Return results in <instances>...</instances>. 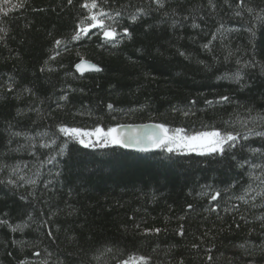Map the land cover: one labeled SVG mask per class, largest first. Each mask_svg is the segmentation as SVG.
Instances as JSON below:
<instances>
[{"label":"trees","instance_id":"16d2710c","mask_svg":"<svg viewBox=\"0 0 264 264\" xmlns=\"http://www.w3.org/2000/svg\"><path fill=\"white\" fill-rule=\"evenodd\" d=\"M21 2L0 13V264H264V0H96L111 42L71 39L86 0ZM146 123L248 139L169 154L58 131Z\"/></svg>","mask_w":264,"mask_h":264},{"label":"snow or ice","instance_id":"6c2138e0","mask_svg":"<svg viewBox=\"0 0 264 264\" xmlns=\"http://www.w3.org/2000/svg\"><path fill=\"white\" fill-rule=\"evenodd\" d=\"M73 0H68L69 4H72ZM157 4H160V0H155ZM244 0H240L243 4ZM24 6L23 2L19 4H14L13 0H0V13L4 17L9 16L11 12L17 8H22ZM162 7L163 5L160 4ZM82 8L86 9L88 15L81 19L76 25V31L72 35L71 39L74 41H79L87 36L92 29H97V34L101 35L105 42H111L116 40L117 36L120 35L116 31V28L111 24H107L105 21L114 20V17L106 12L102 7H99L96 0H91V2H86L81 5ZM249 12L252 10L249 9ZM119 15V13H117ZM239 15V13H237ZM136 16L132 17V21L135 22ZM198 25L193 24V27ZM2 30V29H0ZM123 35L130 38V33L128 29H124ZM215 38V37H213ZM63 41L56 40L55 45L57 47L61 46ZM207 47V45H205ZM59 55V53H57ZM183 55V53H181ZM52 56L51 59H55ZM77 71L83 75L86 70H93L95 72L102 71L101 68L95 65H86L83 61L76 65ZM43 71V69H42ZM241 77L239 74L236 75V79L239 80ZM8 91H12V86L9 84L7 86ZM66 99V97H65ZM221 100H228V97H221ZM207 103H212L208 101ZM109 109L112 105L108 106ZM187 115V113H185ZM121 128L123 126H120ZM58 131L63 134L66 138L72 139L78 142L84 148H108V147H119V148H134L137 151L147 152L153 149H159L169 154H181V153H195L197 155H212L218 154L223 156L226 149L235 148L237 142L240 139H248L247 135L241 136L238 132H222L221 130H211L203 131L196 135H183V129H177L173 134H169V129L163 124L155 125L150 131L143 135H132L125 136L121 134L120 128L109 127L107 130L100 126H96L92 130H84L75 127H68L61 125ZM14 135H20V133H15ZM257 136H264V133H256ZM54 143V141H53ZM47 145H42L46 147ZM63 152V149H61ZM259 179V177H257ZM264 182V181H262ZM11 183V181H9ZM208 195V193H205ZM220 196L219 192L211 194V200H216ZM243 199V197H240ZM191 207V206H189ZM0 223H6L5 221H0ZM17 229H13L16 231ZM157 232L159 229L156 230ZM180 234L183 235L181 229ZM109 251H111L109 249ZM39 255V253H36ZM211 259V257H209ZM149 258L143 255H128L126 259L118 260V264H148Z\"/></svg>","mask_w":264,"mask_h":264},{"label":"water","instance_id":"95a60500","mask_svg":"<svg viewBox=\"0 0 264 264\" xmlns=\"http://www.w3.org/2000/svg\"><path fill=\"white\" fill-rule=\"evenodd\" d=\"M83 62L86 65H95V66H97L96 64H94V63H92L90 61H87V60H83ZM75 69H76V67H75ZM76 71H77V69H76ZM77 72L79 74H81L79 71H77ZM92 72H95V71L89 69V70H86L83 73V75L86 74V73H92ZM155 125H157V124L156 123H146V124H140V125H125L122 128L121 127H117V128H120V131H121L122 135L132 136V135H143L146 132L150 131ZM124 149L129 150V151H134V152H141V151H137L134 148H124ZM156 150H159V149H153V150H150V151H156ZM147 152H149V151H147Z\"/></svg>","mask_w":264,"mask_h":264},{"label":"rangeland","instance_id":"374dc122","mask_svg":"<svg viewBox=\"0 0 264 264\" xmlns=\"http://www.w3.org/2000/svg\"><path fill=\"white\" fill-rule=\"evenodd\" d=\"M196 135V134H195Z\"/></svg>","mask_w":264,"mask_h":264}]
</instances>
